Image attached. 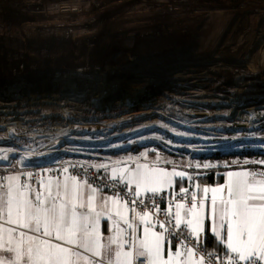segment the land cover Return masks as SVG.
<instances>
[{
	"label": "rangeland",
	"instance_id": "rangeland-1",
	"mask_svg": "<svg viewBox=\"0 0 264 264\" xmlns=\"http://www.w3.org/2000/svg\"><path fill=\"white\" fill-rule=\"evenodd\" d=\"M68 1L44 5L40 0H18L20 15L28 14L35 20L14 14L6 21L14 22V26L5 29L0 63L5 58L11 77L16 73L32 76L9 80L0 75L1 166L54 170L61 161L75 156L89 157L86 161L101 165L135 148L168 154L181 172L192 177L203 175L210 167L264 166L259 163L264 161V102L260 103L264 99V4L236 0L235 7L219 8L210 0H195L200 5H189L188 0ZM69 3L77 9L66 7ZM58 12L60 20L55 18ZM164 16L169 22H155ZM39 22L55 33L48 35L50 32L42 27L34 30L25 25ZM182 22L183 31L194 34L190 35L189 47L196 46L201 57L180 61L191 66L179 75L185 71L184 76L198 78L199 86L191 99L199 95L202 98L194 103H180L187 96L176 92L174 86H148H155V75L129 74L138 71L137 67H153L155 53L167 49L170 39H177ZM3 32L0 25V35ZM152 35L157 38L155 49L138 41L152 39ZM44 42L52 56L45 60L50 62L38 60L33 54L35 63H24L27 54L36 52ZM95 43H102L103 50H92ZM78 44L86 48L77 57L79 60L60 57L53 61L54 55L59 57L67 47ZM187 53L179 52L173 60ZM102 54L105 62L89 64L92 57ZM69 73H88L91 82L77 83L72 92H62L56 86L69 82L47 81L56 74ZM117 89L119 96L113 98L111 93ZM79 92L84 97L75 101L72 94ZM240 99L247 100L239 109L248 112L244 126H238L241 121L232 116L233 107H219L220 102L237 103ZM247 152L255 155L219 160L214 157Z\"/></svg>",
	"mask_w": 264,
	"mask_h": 264
},
{
	"label": "snow or ice",
	"instance_id": "snow-or-ice-1",
	"mask_svg": "<svg viewBox=\"0 0 264 264\" xmlns=\"http://www.w3.org/2000/svg\"><path fill=\"white\" fill-rule=\"evenodd\" d=\"M118 164L124 167L94 165L111 186L74 175L45 181L28 174L31 184L7 177L0 184V231L8 238L0 251L14 255L0 264H205L214 255L204 246L206 220L225 246L227 259L219 264H264V172H228L223 184L201 188L175 168L133 158ZM105 187L111 194H102ZM102 220L110 222L107 236Z\"/></svg>",
	"mask_w": 264,
	"mask_h": 264
},
{
	"label": "bare ground",
	"instance_id": "bare-ground-1",
	"mask_svg": "<svg viewBox=\"0 0 264 264\" xmlns=\"http://www.w3.org/2000/svg\"><path fill=\"white\" fill-rule=\"evenodd\" d=\"M40 1L42 3H44V5H45L48 2L51 3V2L61 1V0H40ZM70 1H72V0H69L68 2H70ZM142 1L143 2H147L146 0H142ZM219 1L220 0H210V4H212V5L216 4L219 8H232V7H235L237 5L236 0H234L232 2L230 0H223L222 2L224 4L220 3ZM255 1L258 2V3L264 4V0H255ZM45 2H47V3H45ZM72 3L66 4L65 6L66 7H70L71 9H77V7L74 8L71 5ZM194 3L197 4V5H200L201 2H197L195 0H188L187 1V4H189V5H192ZM37 4H38V2L34 3V5H37ZM113 7H114V5H113ZM138 9H139V7H138ZM171 11H173V10H171ZM14 14H15L16 17L26 18L28 21L29 20H35V17L29 16L28 14L20 15V4L18 3V0H0V25L4 28V32H3L4 35L3 34L0 35V52H1V49H3L2 45H3L4 39L6 37V35H5L6 34V30L5 29L13 28V26H14V22L10 21L9 23H7L6 21L11 20L12 18H14ZM58 15H59V12L55 16L56 19H59ZM162 21L163 22H169V19H168V17L164 16V17H157L156 20H155L156 23L157 22H162ZM182 24H184V22L179 23V31H178L179 35L176 36L177 39H170L169 43L167 42L168 43L167 44V49L162 50V51H157L155 53V54H157V58L152 60V63H153V67L156 68V70L149 64L145 68L137 67L136 69H138V71L131 72L129 74H141L142 76H148V77H150V75H155L157 77V82H156L155 86H152L150 84H148V86L156 87V88H160V89H163L165 87L174 86L177 89L176 92H178V93L180 92L181 94H184V95L187 96V97L182 98L180 103H186V102L194 103V102H196L197 99H201L202 98V95H199V96H195L193 99H191L193 97V95L196 94V93H194V91H195L194 89L199 86L198 85L199 81H198V78H196L194 76H184L185 73H186L185 71H184L183 75H179V73H181V71H183L186 67L191 66V65L185 64V63L182 64V63H180V61H186V62L187 61H192V60L193 61H197L201 57L198 55L200 52H199V49L196 46L194 47V45H190V47H189L188 43L191 41L190 35L192 34V31L191 30H188L186 32L183 31L184 28H183ZM25 25L28 28H31V29H34V28H38L39 29V28L42 27L40 22L38 24H35V25H32V24H25ZM58 25L56 24V25H54V27L58 26ZM80 25H82V23H80L79 26ZM74 27H78V26H76V24H75ZM42 28H44V27H42ZM44 29L46 31H49V32L51 31L50 29H47V28H44ZM54 33L55 32L52 31V32L47 33V34L49 35V34H54ZM192 35H194V34H192ZM43 39L47 40V38H43ZM145 39L146 40H142V39L138 40L140 43H142V46L144 44H146L148 46V48H151V49L152 48L155 49L157 47L156 46V40H155L157 38H155L153 35H152V39H148V37H146ZM26 41H27V39H26ZM33 42H36V39H34ZM7 43H9V42H7ZM5 44H6V41H5ZM102 45H103L102 43H95V44H93L94 47L91 48V49L94 50V51H98V50L102 51L103 50L101 48ZM23 46H24V44H23ZM47 48H48V46L45 44V42L39 44V47L37 48L36 52H33V50H32L30 53L27 54V61L24 62V63L34 64L35 62H33V60H32V55L33 54H37L36 58L38 60H42V61L44 60L45 62L49 63L50 61H46L45 59H52V56H51V54H49L47 52ZM85 49H83L80 44L69 46V47H67V49L62 51V53L59 55V57H57V55H54L53 61H58V59L60 57L62 59H65V61H71L72 59H78L77 57L82 52H84ZM26 50H28V49H26ZM185 50H188L187 56H184L182 58H178L177 60H173L176 57H178L177 54L179 52H182V51H185ZM21 54H22V52H20V55ZM75 54H76V57L74 58L73 55L75 56ZM262 54H263V52H262ZM136 59H137V57L133 58V61H136ZM4 60H5V58H3L2 63H0V69H1L0 75L2 77H5V78H7L9 80H14L17 77L28 78V77L32 76L31 73L24 74V75H23V73H20V74L16 73V74H14L11 77V75L13 73L9 72V70L6 68ZM105 61H106V58L104 57V54H102V57H100L98 55L96 56V58L92 57L91 60H89V64L90 65H95V63L100 64V63L105 62ZM19 63L16 66H19L20 65ZM154 64L158 65V66H155ZM152 69H154V70L151 71ZM175 69H177V72H170V71L175 70ZM116 71L120 72L119 69H117ZM189 72H192L193 74H195L194 71H189ZM88 73H85V74L78 73V74H82V75H78V74H74V73H69L67 75H65V74L64 75L56 74V75L52 76L51 79H49L47 81L56 80V79L66 80L67 82L70 83L69 85H67V84H59V85L56 86V88L58 90L61 89V91L72 92L74 90L73 87L77 83L91 82V78L92 77H91V75H88ZM111 75H112V73H111ZM71 76H75V77H71ZM138 77H140V76H138ZM105 82H106L107 85L111 84L110 81H105ZM114 87H116V85H114ZM118 94H119V89H117L116 91H113L111 93V96L113 98H115V97L119 96ZM72 96L75 97L74 98L75 101H80V100L83 99L84 94L82 92H79L78 95H74V93H73ZM120 98H121V96H120ZM189 99H191V100L189 101ZM262 100H261L260 103L264 102ZM245 101H247V100H245ZM245 101L243 99H240L237 103H234L232 101H230V103L220 102L221 106H219V107H224V106L233 107V109H232L233 115L232 116H238V119L241 122L243 121L242 123L238 122L237 123L238 126H244V125H246L245 124L246 122H244V121L247 120L246 114H248V112L246 113L247 109H245V110H239V109H243V107H245V104L243 105V103ZM112 102L113 101H111L109 103V105L112 104ZM229 104H231V105H229ZM197 115H201V114H193V117H196ZM231 119H232V117H231ZM199 121H201V120H199ZM184 127L191 129V127H188V126H184ZM263 147H264V145H263Z\"/></svg>",
	"mask_w": 264,
	"mask_h": 264
},
{
	"label": "crops",
	"instance_id": "crops-1",
	"mask_svg": "<svg viewBox=\"0 0 264 264\" xmlns=\"http://www.w3.org/2000/svg\"><path fill=\"white\" fill-rule=\"evenodd\" d=\"M142 154H146V155H142ZM129 158L135 159L140 164H149V165L157 164L159 167L164 168V169L169 170V171H171L173 168H175V171H178V172L182 171L181 168L173 161V158L170 157L168 154H165V153L160 152V151L158 152L156 150H152L151 148L150 149L139 148L136 150L128 149L124 152L122 158L113 159L111 162H108L104 165H109L110 168L111 167H124L123 164H118V162L127 161V160H129ZM247 165L248 164L233 166L235 168L228 169L227 171H225L223 173V182L221 184L224 183L225 174L228 172H244V171L264 172L263 168H261L260 166H256V167L253 166L252 168H247ZM128 166L134 167L135 165L132 164L131 162H129ZM210 168H213V167H210ZM101 170L104 172L103 169H101ZM109 171H110V169H109ZM55 173L56 172L54 170H49L46 168L36 170L34 168H31V167L13 166V165H2L1 166L0 165V184H6L7 183L6 178L9 176H19L21 182H27V183L31 184L32 181L28 180V174H32L34 180L44 179L45 181H47L50 177H56ZM66 176H72V175H70L69 173H65L61 177V179L63 180ZM105 176H106V174H105ZM197 176H199V175H196L195 177L191 176L196 183H197V181H196ZM178 185L181 187V184L179 182H177L175 184L177 191H179ZM188 185H189V182L187 180H185L184 186L187 187ZM218 185H220V184H218ZM204 186H208V185H200L201 188ZM209 187H211V186H209ZM102 194H109V193L103 192ZM129 215H131V213H129ZM109 223L110 222H105L103 220L101 222V230L103 231L105 236L110 234L108 231ZM8 227H12V225H4V228H8ZM206 232L209 233L219 244H221L219 242L220 238L215 236L211 231H209V225H208L207 220L205 221V232H204V234ZM0 238H2V239H0V242H2L3 240H7V238H8L7 233L0 231ZM221 246H223V248L225 249V246L223 244H221ZM76 250L79 251V249H76ZM13 255L14 254H8V253H4L3 251H0V259L10 257ZM84 255L90 256L89 253H85ZM79 264H84V262L81 260V261H79Z\"/></svg>",
	"mask_w": 264,
	"mask_h": 264
},
{
	"label": "built area",
	"instance_id": "built-area-1",
	"mask_svg": "<svg viewBox=\"0 0 264 264\" xmlns=\"http://www.w3.org/2000/svg\"><path fill=\"white\" fill-rule=\"evenodd\" d=\"M86 156H80V157H71L68 159H65L61 161L57 166L53 167L54 171L56 172V177L61 178L65 173L63 172L64 168L68 169V172L70 175H74L77 178H83L85 180H88L89 183L95 182L97 186H102L103 183L107 182L111 186V181L107 180V177L105 176L104 180H97L96 177L104 174V172L94 167V163L86 161ZM75 165V166H74ZM105 175V174H104ZM121 190L120 187H114L111 189V192L119 191ZM103 192L109 193V188L105 187L103 189ZM160 207H161V214L160 217L163 218V210H164V201H160ZM138 211L140 209H137ZM213 256H209L205 262V264H208V260H213L214 264H219V260H224L226 262V256L225 254H219V253H212ZM218 257V258H217ZM94 259V258H93Z\"/></svg>",
	"mask_w": 264,
	"mask_h": 264
},
{
	"label": "trees",
	"instance_id": "trees-1",
	"mask_svg": "<svg viewBox=\"0 0 264 264\" xmlns=\"http://www.w3.org/2000/svg\"><path fill=\"white\" fill-rule=\"evenodd\" d=\"M139 149V148H135ZM102 156H106L107 154H101ZM108 155H110V153H108ZM112 155H116L115 153H112ZM253 155H255L253 152H247L244 153L242 155L240 154H227V155H222V154H218L215 155L214 157L219 159H227V158H236V157H242V156H247V157H252ZM87 160H90L89 157H85ZM254 165H247V168H252ZM235 167H213L210 169H207V171H205V173L201 176H197V183L199 185H208V186H214V185H218L221 184L223 182V173L225 171H227L228 169H232ZM261 168H263L264 170V166H261ZM178 188H180V186L178 185ZM205 237V248L207 249V252L209 253H219V254H225V249L223 248V246H221V244H219L209 233H205L204 234Z\"/></svg>",
	"mask_w": 264,
	"mask_h": 264
},
{
	"label": "water",
	"instance_id": "water-1",
	"mask_svg": "<svg viewBox=\"0 0 264 264\" xmlns=\"http://www.w3.org/2000/svg\"><path fill=\"white\" fill-rule=\"evenodd\" d=\"M62 92H65V91H62ZM262 101H264V99H263ZM260 102H261V101H260Z\"/></svg>",
	"mask_w": 264,
	"mask_h": 264
}]
</instances>
